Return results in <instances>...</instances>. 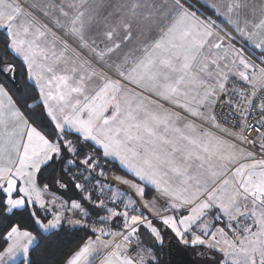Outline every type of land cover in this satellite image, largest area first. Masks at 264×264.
I'll list each match as a JSON object with an SVG mask.
<instances>
[{
  "label": "snow or ice",
  "instance_id": "obj_1",
  "mask_svg": "<svg viewBox=\"0 0 264 264\" xmlns=\"http://www.w3.org/2000/svg\"><path fill=\"white\" fill-rule=\"evenodd\" d=\"M0 264H264V0H0Z\"/></svg>",
  "mask_w": 264,
  "mask_h": 264
},
{
  "label": "trees",
  "instance_id": "obj_2",
  "mask_svg": "<svg viewBox=\"0 0 264 264\" xmlns=\"http://www.w3.org/2000/svg\"><path fill=\"white\" fill-rule=\"evenodd\" d=\"M213 19H216V17L213 16ZM217 23H221V21L218 20ZM17 81L18 84H24V74L22 72L19 74Z\"/></svg>",
  "mask_w": 264,
  "mask_h": 264
},
{
  "label": "rangeland",
  "instance_id": "obj_3",
  "mask_svg": "<svg viewBox=\"0 0 264 264\" xmlns=\"http://www.w3.org/2000/svg\"><path fill=\"white\" fill-rule=\"evenodd\" d=\"M68 194L71 195V192H69Z\"/></svg>",
  "mask_w": 264,
  "mask_h": 264
},
{
  "label": "water",
  "instance_id": "obj_4",
  "mask_svg": "<svg viewBox=\"0 0 264 264\" xmlns=\"http://www.w3.org/2000/svg\"><path fill=\"white\" fill-rule=\"evenodd\" d=\"M17 83H18V81H17Z\"/></svg>",
  "mask_w": 264,
  "mask_h": 264
}]
</instances>
